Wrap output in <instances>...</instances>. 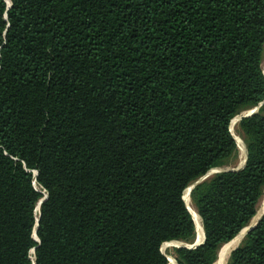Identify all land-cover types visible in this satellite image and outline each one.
Here are the masks:
<instances>
[{
    "label": "trees",
    "instance_id": "1",
    "mask_svg": "<svg viewBox=\"0 0 264 264\" xmlns=\"http://www.w3.org/2000/svg\"><path fill=\"white\" fill-rule=\"evenodd\" d=\"M8 1L0 264H168L196 237L185 187L236 161L231 117L264 98V0ZM236 133L244 164L189 189L203 239L175 264H213L257 214L263 103ZM224 264H264V211Z\"/></svg>",
    "mask_w": 264,
    "mask_h": 264
},
{
    "label": "water",
    "instance_id": "2",
    "mask_svg": "<svg viewBox=\"0 0 264 264\" xmlns=\"http://www.w3.org/2000/svg\"><path fill=\"white\" fill-rule=\"evenodd\" d=\"M6 2H7V4L9 3V1L8 0H6ZM263 72V71H262ZM263 75H264V72H263ZM261 103H264V98L261 100V101H259L257 104H255V105H253V106H251V107H249V108H247V109H244L243 111H241L240 113H238V114H235L234 116H232L231 118H233V117H235L236 119H238L240 116H242V115H248V114H250V113H252V112H254V111H256V109H257V107L261 104ZM230 118V119H231ZM228 127H229V124H228ZM230 130V129H229ZM231 132V131H230ZM233 135V134H232ZM234 137V136H233ZM234 139H235V137H234ZM244 146V145H243ZM244 160H245V147H244V155H243V158L240 160V161H238L237 163H236V165H234V166H229V167H226V166H222V165H220V166H214V167H210L206 172H204L203 174H201L200 176H198L197 178H195L194 180H192L185 188H187L188 187V193H189V189L196 183V182H198V181H200L201 179H203L204 177H206L207 175H209V174H211L212 172H215V171H219V170H226V169H236V168H239V167H241L243 164H244ZM35 172V171H34ZM33 185H34V181H33ZM35 186V185H34ZM45 197V193L38 199V201H37V203H36V205H37V209L39 208V203H40V201L43 199ZM185 203V202H184ZM187 207V206H186ZM257 209V208H256ZM189 211V210H188ZM256 211V210H255ZM263 211H264V207L262 208V210H261V212H260V214L258 215V217L253 221V222H250V219L248 220V222L244 225V226H242L236 233H238V232H241L242 234H244L247 230H249V229H251L253 226H254V224L257 222V220L260 218V216H261V214L263 213ZM254 215V214H253ZM252 215V216H253ZM252 216L250 217V218H252ZM200 225H201V223H200ZM34 229H35V227L33 228V232H32V235H33V237H34V239H36L37 240V237H36V234H35V231H34ZM201 231H202V235H201V238L198 240V239H196V238H193V240L191 241V242H189V243H187V242H182V243H173V244H175V245H180V244H182V245H186V246H194L195 244H198L199 242H201L202 241V239H203V230H202V227H201ZM235 233V234H236ZM234 234V235H235ZM233 237V236H232ZM236 246V245H235ZM235 246H233L232 248H234ZM231 248V249H232ZM160 249H161V247H160ZM230 249V250H231ZM30 250L31 251H33V247L32 248H30ZM32 263H33V260H32ZM31 263V264H32ZM172 264H175V260H173V263Z\"/></svg>",
    "mask_w": 264,
    "mask_h": 264
},
{
    "label": "rangeland",
    "instance_id": "3",
    "mask_svg": "<svg viewBox=\"0 0 264 264\" xmlns=\"http://www.w3.org/2000/svg\"><path fill=\"white\" fill-rule=\"evenodd\" d=\"M232 132H233V134H234V136H235V138L237 140L238 155H237L236 161L234 163L222 165V166H226V167L236 165V163L241 160V157L240 156H242L243 155V152H244L242 140H241L240 136L236 133V123H235V127L232 128ZM185 197H186V199L188 201V205H189V207H190V209L192 211L193 205H192V203L190 201L188 190L185 192ZM263 199H264V192H263V195L262 196L260 195V197H259V199L257 201L256 208H260L262 210V208L264 207L262 205L263 204L262 203L263 202ZM257 215H258V213L254 216V218ZM196 235H197L196 236L197 239H199V237L202 235V234H200V231L198 229H196ZM242 236H243V234L241 235L240 239L242 238ZM240 239L238 240V238L236 237L233 241L224 244L221 247V250H220V252H221L220 255L221 256L217 258L215 264H224L226 262V260H227V257H228V254H229L230 249L233 246H235L240 241ZM182 242L189 243L190 241L188 242V241H183V240H176L174 242H171V240H169V241H166V242H164V243L161 244V250L165 253V255L167 257V260H168V264H172L173 263V260H174V257L172 255V246H175V244H173V243H182Z\"/></svg>",
    "mask_w": 264,
    "mask_h": 264
},
{
    "label": "bare ground",
    "instance_id": "4",
    "mask_svg": "<svg viewBox=\"0 0 264 264\" xmlns=\"http://www.w3.org/2000/svg\"><path fill=\"white\" fill-rule=\"evenodd\" d=\"M262 71L264 72V60H263V62H262ZM236 118L235 117H233V119H232V121H231V123H230V130L232 129V128H234L235 127V123H236ZM231 126H232V128H231ZM235 131V130H234ZM231 132H232V130H231ZM232 134H233V132H232ZM233 136H234V134H233ZM235 137V136H234ZM235 140H236V138H235ZM237 141V140H236ZM243 155H244V152H243ZM243 155L242 156H240L241 157V159L243 158ZM34 185H35V183H34ZM36 186V185H35ZM37 187V186H36ZM188 188V187H187ZM187 188H185V189H187ZM185 191V190H184ZM185 194H184V192H183V196H184ZM185 201V200H184ZM263 204V206H264V199H263V202H262ZM189 210V209H188ZM190 212V211H189ZM257 213H258V215L260 214V212H261V209L260 208H257V211H256ZM191 213H192V215L191 216H193L192 218L194 219L193 221H195L194 223L196 224V227H197V229L200 231V234H202V231H201V225H200V220H199V216L197 215V213H196V210L194 209V207H193V209H192V211H191ZM190 213V214H191ZM256 214H254L253 216H252V218L250 219V222H253L257 217H258V215L254 218V216H255ZM241 235H242V233L241 232H238L232 239L234 240L236 237L238 238V240L240 239V237H241ZM197 236V235H196ZM196 239H197V237H195ZM201 238V236L199 237V239ZM198 239V240H199ZM231 239V240H232ZM230 240V241H231ZM232 240V241H233ZM237 243V242H236ZM221 253V252H220ZM220 253H219V255H218V257H220L221 255H220ZM217 260V259H216ZM216 260L214 261V263L213 264H215V262H216Z\"/></svg>",
    "mask_w": 264,
    "mask_h": 264
}]
</instances>
